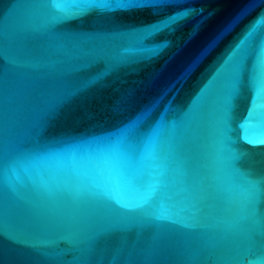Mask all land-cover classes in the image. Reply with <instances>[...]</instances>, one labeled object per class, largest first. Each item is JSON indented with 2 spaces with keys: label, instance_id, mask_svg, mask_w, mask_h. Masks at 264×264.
Returning <instances> with one entry per match:
<instances>
[{
  "label": "water",
  "instance_id": "water-1",
  "mask_svg": "<svg viewBox=\"0 0 264 264\" xmlns=\"http://www.w3.org/2000/svg\"><path fill=\"white\" fill-rule=\"evenodd\" d=\"M165 3L0 0V264H264V0Z\"/></svg>",
  "mask_w": 264,
  "mask_h": 264
},
{
  "label": "snow or ice",
  "instance_id": "snow-or-ice-1",
  "mask_svg": "<svg viewBox=\"0 0 264 264\" xmlns=\"http://www.w3.org/2000/svg\"><path fill=\"white\" fill-rule=\"evenodd\" d=\"M168 3V0H166V3L164 6H166ZM137 11H150V9H135ZM180 22V18L179 17H172L169 16L167 18L161 19L157 22H154L150 25H146V28H151L154 29V34L159 33L161 31L164 30H170L173 26H175L177 23ZM249 86L252 90V98H251V103L253 102V100L258 99L261 95V91H260V86L259 83L256 79V75L254 72H252L250 79H249ZM253 89H255V95H253Z\"/></svg>",
  "mask_w": 264,
  "mask_h": 264
}]
</instances>
